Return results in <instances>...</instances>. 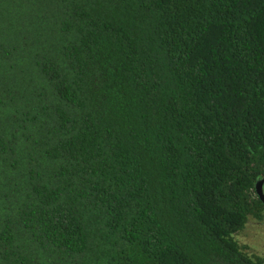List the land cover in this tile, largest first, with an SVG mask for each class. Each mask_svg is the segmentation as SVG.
<instances>
[{"label": "trees", "instance_id": "1", "mask_svg": "<svg viewBox=\"0 0 264 264\" xmlns=\"http://www.w3.org/2000/svg\"><path fill=\"white\" fill-rule=\"evenodd\" d=\"M264 0H0V264H264Z\"/></svg>", "mask_w": 264, "mask_h": 264}, {"label": "rangeland", "instance_id": "2", "mask_svg": "<svg viewBox=\"0 0 264 264\" xmlns=\"http://www.w3.org/2000/svg\"><path fill=\"white\" fill-rule=\"evenodd\" d=\"M237 239L241 244L248 246L251 253L264 256V220L251 219L237 235Z\"/></svg>", "mask_w": 264, "mask_h": 264}, {"label": "water", "instance_id": "3", "mask_svg": "<svg viewBox=\"0 0 264 264\" xmlns=\"http://www.w3.org/2000/svg\"><path fill=\"white\" fill-rule=\"evenodd\" d=\"M256 191L262 202L264 203V178L260 179L256 184Z\"/></svg>", "mask_w": 264, "mask_h": 264}]
</instances>
